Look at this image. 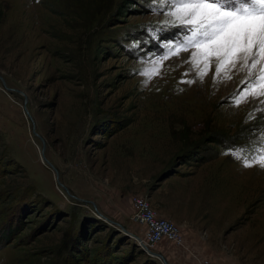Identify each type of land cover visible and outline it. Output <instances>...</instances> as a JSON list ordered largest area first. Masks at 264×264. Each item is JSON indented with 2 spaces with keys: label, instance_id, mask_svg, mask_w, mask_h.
<instances>
[{
  "label": "rangeland",
  "instance_id": "rangeland-1",
  "mask_svg": "<svg viewBox=\"0 0 264 264\" xmlns=\"http://www.w3.org/2000/svg\"><path fill=\"white\" fill-rule=\"evenodd\" d=\"M148 5L0 0V264H173L183 246L137 243L136 196L180 230L167 211L191 204L222 264H264V168L225 154L264 126L230 102L247 69L201 82L181 52L145 86L175 31L152 40Z\"/></svg>",
  "mask_w": 264,
  "mask_h": 264
},
{
  "label": "snow or ice",
  "instance_id": "snow-or-ice-1",
  "mask_svg": "<svg viewBox=\"0 0 264 264\" xmlns=\"http://www.w3.org/2000/svg\"><path fill=\"white\" fill-rule=\"evenodd\" d=\"M148 8L166 17L155 27L145 29L152 40H159L161 33L175 31L166 45L167 51L160 58L154 56L142 70L145 86L159 74L164 60L190 52L186 62L201 82L213 63L216 82L222 73L223 78L230 79L228 73L238 66V70L247 69L242 90L233 93L230 102L239 106L251 95L261 105L257 111L264 114V99H260L264 97V0H149ZM252 118L249 114L248 119ZM225 154H231L246 168H264V126L254 139L232 144Z\"/></svg>",
  "mask_w": 264,
  "mask_h": 264
},
{
  "label": "crops",
  "instance_id": "crops-1",
  "mask_svg": "<svg viewBox=\"0 0 264 264\" xmlns=\"http://www.w3.org/2000/svg\"><path fill=\"white\" fill-rule=\"evenodd\" d=\"M191 206L189 204L188 208L181 206L178 210L167 211L168 216L170 214V217L180 225L185 244L184 248H174L171 254H166V258L173 264H201L203 258H210L215 263L222 264L221 258L209 246L213 244L209 234L204 236L200 233L201 222L197 219L195 208L193 209ZM184 212H186V216L183 215Z\"/></svg>",
  "mask_w": 264,
  "mask_h": 264
},
{
  "label": "built area",
  "instance_id": "built-area-1",
  "mask_svg": "<svg viewBox=\"0 0 264 264\" xmlns=\"http://www.w3.org/2000/svg\"><path fill=\"white\" fill-rule=\"evenodd\" d=\"M133 200L135 206L134 218L145 227L143 237L137 239L139 246L148 250L154 248L163 240L184 246L183 234L173 221L157 216L147 198L136 196ZM201 264L215 263L208 258H203Z\"/></svg>",
  "mask_w": 264,
  "mask_h": 264
},
{
  "label": "water",
  "instance_id": "water-1",
  "mask_svg": "<svg viewBox=\"0 0 264 264\" xmlns=\"http://www.w3.org/2000/svg\"><path fill=\"white\" fill-rule=\"evenodd\" d=\"M0 78H1V80L4 82V79H3V77L0 75ZM4 85H5V83H4ZM5 88H6V90L8 91H12L13 89L12 88H9L8 86H6L5 85ZM43 140V139H42ZM94 206H95V208L97 209V206L94 204ZM99 214H101V213H99ZM149 254H152V255H154V256H159L164 262H165V264H171V263H169V262H167V260L165 259V257L163 256V255H161L160 253H155V252H150Z\"/></svg>",
  "mask_w": 264,
  "mask_h": 264
},
{
  "label": "bare ground",
  "instance_id": "bare-ground-1",
  "mask_svg": "<svg viewBox=\"0 0 264 264\" xmlns=\"http://www.w3.org/2000/svg\"><path fill=\"white\" fill-rule=\"evenodd\" d=\"M42 160H43V162L47 165V166H49V167H51V168H53L54 169V165L49 161V159H47V157L45 156V155H43V153H42ZM62 186L64 187V185L62 184ZM65 188V187H64ZM68 190V189H67Z\"/></svg>",
  "mask_w": 264,
  "mask_h": 264
}]
</instances>
